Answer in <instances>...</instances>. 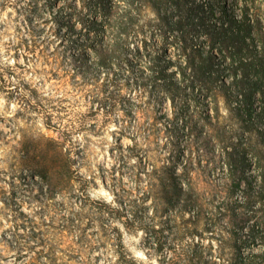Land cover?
<instances>
[{"label": "rangeland", "instance_id": "1", "mask_svg": "<svg viewBox=\"0 0 264 264\" xmlns=\"http://www.w3.org/2000/svg\"><path fill=\"white\" fill-rule=\"evenodd\" d=\"M206 1L216 13L209 21L224 27L223 7L241 19L250 5L196 0L207 12ZM110 2L0 0V264H264V200L248 189L243 206L220 201L215 178L224 161H239L242 143L207 124L210 104L198 103L181 73L184 35H160L148 11L144 34L118 38L128 48L112 44L126 17L120 1L111 51L97 56L81 40ZM191 39L206 35L192 31ZM150 75L182 88L166 92ZM218 103L228 123L230 104ZM252 106L264 127L258 92ZM246 171L242 187L258 188ZM162 172L177 183L192 178L210 204L185 208L170 189V205Z\"/></svg>", "mask_w": 264, "mask_h": 264}, {"label": "trees", "instance_id": "2", "mask_svg": "<svg viewBox=\"0 0 264 264\" xmlns=\"http://www.w3.org/2000/svg\"><path fill=\"white\" fill-rule=\"evenodd\" d=\"M120 1L126 5V17L123 21V31L119 36L114 35L111 38L112 44L120 45L118 38L128 37L131 32L140 30L144 34V26H140V22L148 11H153L157 17L154 24L148 22V25L154 26V30L160 35H166L170 30H180L185 39L179 53V59L184 62V65L180 64L181 73L188 82L187 86L197 92L195 97L198 103L210 104V111L205 115L207 124L212 127L221 126L229 134L230 142L237 141L238 138L241 140L239 161H224L222 166L226 168L221 169L218 177L214 176L219 192L222 193V205L229 209L232 204H247L252 197L248 189H253V196L264 200V127L259 126L251 117L256 113L252 106L256 92L264 100V13L260 5L261 3L264 6V0H260V3L259 0H249L250 5H244L241 19L236 18L229 8L223 7L222 18L219 19L227 23L226 27L209 21L210 17H216L210 1H206L211 5L207 12L204 11V5L196 0H109L110 3H102L98 8L104 17L89 18L90 24L85 27L84 39L81 40L83 48L92 49L97 56H100L101 50L110 49L107 45L108 34L116 32L110 16ZM196 30H201L206 39H203L201 44L194 43L192 39L188 43L187 36ZM247 36L251 39H247ZM120 46L129 47L128 44ZM155 57L160 55L156 53ZM154 59L156 58L150 59L149 62L156 66ZM151 68L152 66H148V69ZM166 73L168 75L169 72ZM147 79L154 81L169 93L174 87L182 88V83H178L176 79L159 81L160 78L153 75ZM221 96L230 104L231 116L228 123L222 120L224 117L218 103ZM254 134L257 141H254ZM229 155L232 159V154ZM247 169L250 177L259 180L258 188L250 181L248 188L242 187V178L247 176ZM165 174L162 172L160 178L169 204L173 200L170 198V189H174L179 194L178 197L182 194V201L186 202L181 205L185 208L195 205L199 210L202 205L210 204L204 193L197 191L192 178L188 177L182 183H177L175 176L171 175L168 179ZM241 193L246 197L240 198ZM234 246L237 254L234 261L238 262L240 245L236 240Z\"/></svg>", "mask_w": 264, "mask_h": 264}]
</instances>
